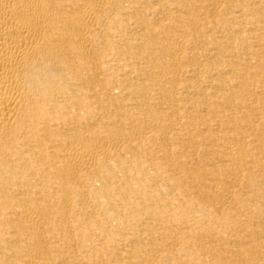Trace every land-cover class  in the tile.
Returning a JSON list of instances; mask_svg holds the SVG:
<instances>
[{
    "label": "bare ground",
    "instance_id": "bare-ground-1",
    "mask_svg": "<svg viewBox=\"0 0 264 264\" xmlns=\"http://www.w3.org/2000/svg\"><path fill=\"white\" fill-rule=\"evenodd\" d=\"M0 264H264V0H0Z\"/></svg>",
    "mask_w": 264,
    "mask_h": 264
}]
</instances>
